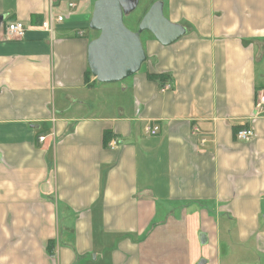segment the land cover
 <instances>
[{
    "label": "crops",
    "instance_id": "crops-1",
    "mask_svg": "<svg viewBox=\"0 0 264 264\" xmlns=\"http://www.w3.org/2000/svg\"><path fill=\"white\" fill-rule=\"evenodd\" d=\"M94 1L0 0V264H264V0H149L184 33L111 83Z\"/></svg>",
    "mask_w": 264,
    "mask_h": 264
},
{
    "label": "water",
    "instance_id": "water-1",
    "mask_svg": "<svg viewBox=\"0 0 264 264\" xmlns=\"http://www.w3.org/2000/svg\"><path fill=\"white\" fill-rule=\"evenodd\" d=\"M138 0H95L89 28L98 35L87 45V66L101 83L119 82L136 73L146 55L140 33L149 31L160 43L169 44L184 33L179 24L169 22L162 13V2H154L143 15L136 30L124 24Z\"/></svg>",
    "mask_w": 264,
    "mask_h": 264
},
{
    "label": "built area",
    "instance_id": "built-area-1",
    "mask_svg": "<svg viewBox=\"0 0 264 264\" xmlns=\"http://www.w3.org/2000/svg\"><path fill=\"white\" fill-rule=\"evenodd\" d=\"M68 5L73 6L74 4L68 3ZM62 19H63L62 15H54V16L44 20L41 23V27L49 30V29H51L52 23L54 21L60 22V21H62ZM3 31H4L5 37L9 40L21 39L25 35L26 26L20 20L9 21V22L4 24ZM167 88H168V86L165 85V86H163L162 90H165ZM255 106H256V109L258 110V112L264 114V89H260L257 92ZM158 129H159V126L157 123H150V124L146 125L144 131L147 135H154L158 132ZM192 131L195 133V132H198V129L196 127H194L192 129ZM255 135H256L255 130L249 126H241V127L237 128L236 131L234 132L235 139L241 140V141H249L252 138H254ZM38 139H39V141H43L45 139V136H40V137H38ZM200 142L204 143L205 138L201 137ZM117 144H118V141H116L115 139L110 140L108 143V145L111 148H114Z\"/></svg>",
    "mask_w": 264,
    "mask_h": 264
},
{
    "label": "rangeland",
    "instance_id": "rangeland-1",
    "mask_svg": "<svg viewBox=\"0 0 264 264\" xmlns=\"http://www.w3.org/2000/svg\"><path fill=\"white\" fill-rule=\"evenodd\" d=\"M150 3L149 0H140L138 2L137 7L135 8L134 11H132L128 16L124 17V24L129 27L130 29H137L138 23L141 20L142 16L144 15L143 13H145V8L148 6V4ZM96 36L98 35V32L95 31ZM264 65V63H263ZM258 70H260V68L262 67V63L258 62Z\"/></svg>",
    "mask_w": 264,
    "mask_h": 264
},
{
    "label": "trees",
    "instance_id": "trees-1",
    "mask_svg": "<svg viewBox=\"0 0 264 264\" xmlns=\"http://www.w3.org/2000/svg\"><path fill=\"white\" fill-rule=\"evenodd\" d=\"M87 73H89V71H87ZM147 77L149 79L157 80V81H160V82H163L166 79H168V76L167 75H164V74H152V73H150V74H147Z\"/></svg>",
    "mask_w": 264,
    "mask_h": 264
}]
</instances>
